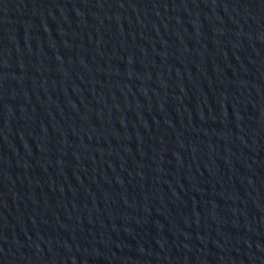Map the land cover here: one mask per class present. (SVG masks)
Segmentation results:
<instances>
[{
    "label": "water",
    "instance_id": "1",
    "mask_svg": "<svg viewBox=\"0 0 264 264\" xmlns=\"http://www.w3.org/2000/svg\"><path fill=\"white\" fill-rule=\"evenodd\" d=\"M0 264H264V0H0Z\"/></svg>",
    "mask_w": 264,
    "mask_h": 264
}]
</instances>
